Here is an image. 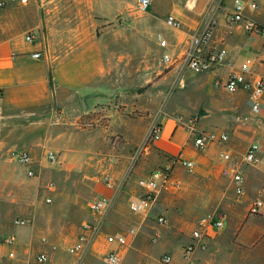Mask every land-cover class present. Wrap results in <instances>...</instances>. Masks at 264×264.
<instances>
[{
  "label": "crops",
  "instance_id": "obj_1",
  "mask_svg": "<svg viewBox=\"0 0 264 264\" xmlns=\"http://www.w3.org/2000/svg\"><path fill=\"white\" fill-rule=\"evenodd\" d=\"M149 1L140 11L138 0H0V177L5 184L0 192L8 190V184L10 191L22 192L24 198L11 199L9 207L18 204V211L32 219L25 231L0 235L1 264H93L100 259L107 264L103 256L109 252L121 264L130 245L107 244L104 237L121 235L122 224L133 217L131 202L146 191L149 176L158 171L154 166L161 162L170 166L168 180L147 214H133L139 227L149 218H165L160 226L168 235L170 264H184L181 246L207 213L223 227L207 241L206 251L195 252L196 264H251L253 255L264 257V214L251 213L255 198L264 193V161L243 163L250 144L264 146V91L261 111L252 116L245 92L226 93L214 85L241 65L264 78V0H254L257 9L247 12L263 28V36L231 23L226 0H197L192 10L185 7L186 0ZM170 15L181 23L180 29L166 25ZM211 21L212 44L226 52V62L210 72L194 73L182 63L163 71L162 55L184 52L189 38L200 35ZM29 32L36 38L25 42ZM158 36L167 48L159 46ZM35 52L39 58L33 57ZM133 63L138 65L131 67ZM155 80L156 89L137 92L142 83ZM166 87L172 93L163 105L168 112H181L176 106L181 103L189 106L188 89L201 92L202 99L208 97L213 110L224 114L199 117L197 128L225 132L228 141L197 149L175 117L163 112L162 105L157 107L159 91ZM83 96H89L87 112L81 106ZM245 114L251 117L248 123L240 119ZM156 124L162 127L159 137L136 163L140 145ZM111 136L120 138L115 152L107 146ZM40 148L57 154L50 174L37 165ZM21 149L32 154V178L12 156ZM225 153L228 160L222 157ZM176 156L192 160L194 172L167 161ZM236 172L244 179L241 194L232 183ZM108 174L111 188L102 185ZM51 177L55 189L39 194V185ZM45 197L51 198L50 204ZM99 198L107 203L94 214L90 207ZM10 213L0 212V222ZM85 219L98 232L88 236L81 253H70L68 247ZM137 232L138 228L129 230L132 237ZM8 236L14 239L11 246L1 243ZM9 251L14 259L7 257ZM39 255L45 256L44 262L37 261Z\"/></svg>",
  "mask_w": 264,
  "mask_h": 264
},
{
  "label": "built area",
  "instance_id": "obj_2",
  "mask_svg": "<svg viewBox=\"0 0 264 264\" xmlns=\"http://www.w3.org/2000/svg\"><path fill=\"white\" fill-rule=\"evenodd\" d=\"M197 0H186L184 5L187 9L192 10L196 5ZM149 0H138L137 7L140 11H144L148 5ZM3 3L0 2V6ZM257 9V4L254 0H233L232 11L229 12L227 19L241 27L245 32L252 33L254 35L263 36V28L247 15L248 11H254ZM119 23L123 22L122 18L118 19ZM168 27L173 29H180L181 23L173 16H168L165 20ZM214 30V22L211 21L207 24L206 28L200 35L191 36L188 40V46L184 52L179 55H171L166 52L162 55L161 64L165 68L172 67L176 64L182 63L188 70L194 73H203L212 71L217 65H223L226 62V52L223 49L215 48L212 44V35ZM36 38L35 33L29 32L25 34L24 41L32 42ZM159 46L161 48H167V42L160 36L157 37ZM39 53H33V57L39 58ZM214 85L228 91H243L247 94V102L250 108L252 116L259 115L261 111V99L264 91V78L263 76L256 74L248 65H241L236 69H233L225 80H215ZM251 120V117H246L245 121ZM175 121L178 127L185 129V131L193 137L194 145L197 149L203 150L207 145L212 144H224L228 141V135L220 130L199 131L197 124L199 122L198 115H191L185 117L183 115L175 116ZM161 124H156L152 127L148 140V143H152L157 139L161 133ZM15 161L25 167V173L27 177H34L35 170L32 168L34 163L32 154L27 149H21L12 154ZM223 159L228 160L229 154H223ZM43 158L50 164L56 165L57 154L50 150H45ZM168 161L170 164L182 165L188 173H193L195 170V163L192 160L183 158L181 156L171 157ZM259 161H264V146L259 143L250 144L244 155L243 163L246 165H255ZM170 166H164L158 171L152 173L149 176L145 188L147 191L135 199L132 202V209L138 214H147L149 206L155 201V196L162 183H166L169 178ZM243 176L241 173L236 172L232 176V183L234 185V191L237 194L243 193ZM105 185L111 188L113 185V179L111 176H107L105 179ZM176 185V184H175ZM45 189L47 191H53L55 185L53 182H48ZM44 202L51 203L50 197H45ZM106 199L99 198L91 204V212L94 214L100 213L106 206ZM251 213L264 214V193H260L255 198L251 207ZM156 221L160 225H164L165 218L163 216H157ZM13 224L17 227L29 226L30 221L27 219H15ZM223 227V223L220 219H216L213 214L207 213L202 215L196 222L195 227L190 233L189 241L182 246V260L184 264H196L195 252L206 251L208 248L207 241L213 237V233L220 230ZM98 232L96 225L85 219L80 223L79 233L68 247L70 253L79 254L83 251L87 242L88 236ZM13 237L8 236L1 240V243L6 246L13 244ZM105 241L107 244H125V236L123 235H106ZM156 241V239H154ZM9 259H14L15 254L13 251L7 253ZM105 261L107 264H117L118 257L115 253L109 252L105 255ZM173 257L170 253H164L160 257L162 264H170ZM37 261L42 263L45 261V256L39 255ZM1 264V257H0Z\"/></svg>",
  "mask_w": 264,
  "mask_h": 264
},
{
  "label": "rangeland",
  "instance_id": "obj_3",
  "mask_svg": "<svg viewBox=\"0 0 264 264\" xmlns=\"http://www.w3.org/2000/svg\"><path fill=\"white\" fill-rule=\"evenodd\" d=\"M226 6L228 7V12H231L232 11V4L229 3L228 0H226ZM119 18H122V17H118L117 21ZM137 65H138L137 63H133L131 65V67H136ZM172 67H169V68L162 67V68H163V71H168ZM130 72H133V70ZM126 75H127V72H126ZM156 82L157 81L155 80V81H151L148 84L142 83V86L137 87V92H140V93H142V92L144 93L147 91L151 92V90L157 88V86H153V84H155ZM157 91H159V90H157ZM225 91H226V93H231V94L235 93V91H228V90H225ZM159 92H160L161 96H159L157 98V107L159 106V104L162 105L160 108H162L163 112L170 113V114H172L173 117H175L177 115H183L185 117H189L191 115H198L200 117V112L203 110V108L208 110L207 111L208 112V119H210L214 116H222L224 114L222 112L221 113L222 115H221L219 112L213 110L214 108L211 107L212 104L210 103L211 101L209 100L208 97H207V99H205V97L202 99V96H201L202 93L201 92L192 91L191 89H188V93H187V96L189 99V106L187 104L185 105V104L181 103V104L176 105V106H178V108L181 109V112H174V111L168 112L167 107L166 106L164 107L163 105L170 100L172 93L170 91H168V87L160 89ZM173 98H174V96H172L171 100H173ZM40 114H42V113H38L36 116H38ZM135 114L137 115L138 113L136 112ZM247 115L248 114L241 116L240 117L241 121L246 122L245 118L247 117ZM246 123H248V121ZM82 125L83 124H80V126H82ZM85 127H86V125H85ZM88 128H91V126L89 125ZM118 142H120V138H118L116 136L108 137L107 146L109 147V150L110 151L113 150L115 152L117 149V146H119ZM149 145H151V144L148 143L147 141L145 144L140 145V147L137 151V158L135 160L136 163L141 161V158H142L141 156L143 154V150L147 149L149 147ZM44 150H45V148H40V159H39L40 164L38 163L37 165L45 172V174H47V173L50 174V172L52 171V166H55V165H50L45 160V158H43ZM136 150L137 149H134V151H136ZM158 155L162 158L166 157L162 153H158ZM169 160L170 159L168 158L167 161H169ZM157 166L158 167L154 166V169L155 168H157V169L163 168L164 167L163 162H161V164H158ZM107 176L105 175L102 179V185L105 186L106 188H108L105 185V179ZM49 181H52L54 183V185L56 184L54 178L51 177L50 180H47L42 185H39V188H38L39 194L40 193L42 194V192L45 190V185ZM34 185L37 186L36 183ZM4 186H5V184L3 181V177H0V188L3 189ZM6 186H8V190L6 189V191L4 193L0 192V199H1L0 200V212H2L5 216L7 215L9 210H11V213H10V217L4 216L5 218H3V220L0 222V235H11L14 232H15V234L16 233L18 234V232H20V231H25L28 228V226L17 227L13 224V221L15 219H21V218L27 219L30 221V224H29V226H30L32 224V219L29 216H27L25 214H21L18 211L19 210L18 204L13 203V205L9 207V202L11 201V199H15V201H17L19 199L18 201H20L24 198V196H23L24 194L22 192H19V191H10L9 184ZM146 191H147V189H146ZM144 193L141 192L140 196H142ZM8 194H9V196H8ZM131 205H132V202L130 204V208H131V211H132L131 213H132L133 217L130 218L129 222L126 223V225L122 224L124 231L121 233V235L125 236V240L128 242V244L130 246H128V249L124 253V256H123L124 259L122 260L121 264L122 263L123 264H162L160 261V257L162 256V254L168 252L165 249V243L168 239V235H165V232H163L162 227L160 226V224L157 223L156 217L149 218L142 226L139 227V224H140L139 219L136 217V215H134L136 212H134ZM40 226H43V224H41ZM119 226H121V225H119ZM136 228H138V232L134 237H132L129 233V230L130 229H136ZM183 238L184 237H180L179 239H183ZM104 239H105V237H104ZM154 239H156V241H154ZM181 248H182V246H181ZM172 254H177V252H173ZM259 254L252 256L251 264H264L263 263L264 257H263V255H259ZM103 258H104V256H103ZM174 261H175V259H174ZM93 264H104V261L103 260L101 261V259H100V260L95 261Z\"/></svg>",
  "mask_w": 264,
  "mask_h": 264
},
{
  "label": "water",
  "instance_id": "obj_4",
  "mask_svg": "<svg viewBox=\"0 0 264 264\" xmlns=\"http://www.w3.org/2000/svg\"><path fill=\"white\" fill-rule=\"evenodd\" d=\"M89 98V96H83L81 97V106L84 112H87L91 109V106L88 104L87 99ZM205 115H208V112H205L204 110H202L200 112V117H203Z\"/></svg>",
  "mask_w": 264,
  "mask_h": 264
},
{
  "label": "trees",
  "instance_id": "obj_5",
  "mask_svg": "<svg viewBox=\"0 0 264 264\" xmlns=\"http://www.w3.org/2000/svg\"><path fill=\"white\" fill-rule=\"evenodd\" d=\"M50 83H51V81H50Z\"/></svg>",
  "mask_w": 264,
  "mask_h": 264
}]
</instances>
